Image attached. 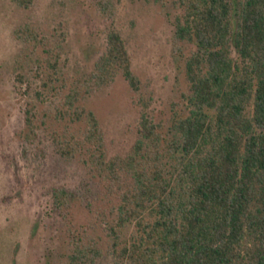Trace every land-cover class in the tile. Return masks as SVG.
<instances>
[{
  "label": "trees",
  "instance_id": "obj_1",
  "mask_svg": "<svg viewBox=\"0 0 264 264\" xmlns=\"http://www.w3.org/2000/svg\"><path fill=\"white\" fill-rule=\"evenodd\" d=\"M17 1L24 7L31 2ZM100 5L110 20L107 47L87 78L106 84L121 75L137 93L140 81L114 12L107 1ZM173 5L179 12L172 56L182 62L184 108L164 123L148 115L144 102L130 150L108 155L95 114L77 104L76 84L56 114L70 124L83 120L86 127L58 135L56 152L76 156L111 196L108 213L98 214L111 264H264V0ZM13 34L26 42L37 39L27 25ZM57 57L47 58L52 73ZM26 79L17 72L14 85ZM75 194L53 189L52 210L66 218ZM100 254L93 238H79L67 261L97 264Z\"/></svg>",
  "mask_w": 264,
  "mask_h": 264
},
{
  "label": "rangeland",
  "instance_id": "obj_2",
  "mask_svg": "<svg viewBox=\"0 0 264 264\" xmlns=\"http://www.w3.org/2000/svg\"><path fill=\"white\" fill-rule=\"evenodd\" d=\"M104 1L140 81L137 93L121 75L106 84L87 78L107 47ZM178 12L173 0H31L28 7L0 0V264H68L79 238L97 242V264H111L98 217L108 213L111 196L76 156L66 159L55 149L58 135L84 130L86 122L70 124L55 107L79 84L77 104L95 114L108 155L130 150L144 102L153 120L167 123L184 108L182 62L172 56ZM24 25L37 34L35 41L14 37V29ZM51 56H58L56 73L46 65ZM17 72L26 83L14 85ZM50 75L57 80L50 83ZM55 188L76 193L66 218L52 210Z\"/></svg>",
  "mask_w": 264,
  "mask_h": 264
}]
</instances>
